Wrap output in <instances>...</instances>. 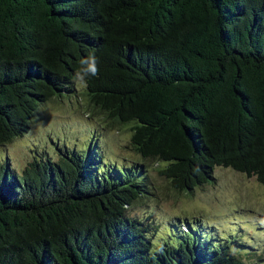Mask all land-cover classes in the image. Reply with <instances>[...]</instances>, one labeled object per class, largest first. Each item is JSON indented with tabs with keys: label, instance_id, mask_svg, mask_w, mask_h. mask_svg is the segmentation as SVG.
Wrapping results in <instances>:
<instances>
[{
	"label": "trees",
	"instance_id": "obj_1",
	"mask_svg": "<svg viewBox=\"0 0 264 264\" xmlns=\"http://www.w3.org/2000/svg\"><path fill=\"white\" fill-rule=\"evenodd\" d=\"M78 77L176 190L217 167L264 186V0H0V147ZM96 148L22 173L0 161V264H246L195 220L130 217L152 195L146 166Z\"/></svg>",
	"mask_w": 264,
	"mask_h": 264
},
{
	"label": "rangeland",
	"instance_id": "obj_2",
	"mask_svg": "<svg viewBox=\"0 0 264 264\" xmlns=\"http://www.w3.org/2000/svg\"><path fill=\"white\" fill-rule=\"evenodd\" d=\"M131 137V125L110 127L103 114L94 115L86 83L78 77L71 93L37 108L25 135L0 147V161L9 160L12 169L22 173L34 160L51 157L58 162L73 150L87 153L95 143L104 162L146 166L152 195L133 204L130 217L153 223L157 230L177 220H195L217 238H234L246 248L242 258L246 264H264V186L255 177L217 167L213 181L192 193L178 191L161 175L165 165L143 160Z\"/></svg>",
	"mask_w": 264,
	"mask_h": 264
}]
</instances>
